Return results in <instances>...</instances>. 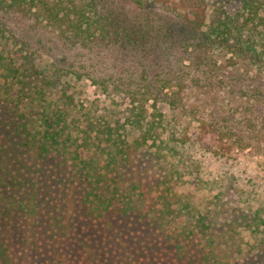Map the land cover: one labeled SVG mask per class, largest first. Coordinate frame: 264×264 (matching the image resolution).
<instances>
[{
    "label": "trees",
    "instance_id": "16d2710c",
    "mask_svg": "<svg viewBox=\"0 0 264 264\" xmlns=\"http://www.w3.org/2000/svg\"><path fill=\"white\" fill-rule=\"evenodd\" d=\"M125 1L0 0V264H42L63 236L62 264H264V206L219 226L183 200L173 162L194 146L264 156V0ZM15 16L120 70L64 53L42 68V40ZM84 79L121 99L118 119L78 108ZM201 88L226 91L237 111L192 103ZM139 155L159 171L150 183L128 175ZM30 183L67 188L48 203Z\"/></svg>",
    "mask_w": 264,
    "mask_h": 264
},
{
    "label": "rangeland",
    "instance_id": "374dc122",
    "mask_svg": "<svg viewBox=\"0 0 264 264\" xmlns=\"http://www.w3.org/2000/svg\"><path fill=\"white\" fill-rule=\"evenodd\" d=\"M117 4H123L130 7V3L125 0H114ZM213 3H221L225 0H212ZM211 3V0H210ZM214 5V4H210ZM12 24H19L24 27V30H29V36L34 42H40V47L44 56H38V61L45 68L50 64L53 56L58 54L69 56L70 59H76L77 65L85 64L91 70H102L104 73L116 74L120 68L114 67L112 61H106L101 65H97V60H92L91 52L82 49H67L62 45L59 39L56 38L55 32L50 27H39L34 30L29 28V22H19L17 16L10 20ZM39 43V42H38ZM51 57V59L49 58ZM97 68V69H96ZM61 90L68 89V78L62 77ZM67 82V83H66ZM66 83V85H65ZM72 93L75 89L71 88ZM76 103L78 108L81 105L89 112L108 119H118L124 108L120 105L122 101L119 97L112 94L103 93L98 86H94L88 79H84L80 83V87L75 93ZM191 102L209 106V109L217 112L218 115H225L231 111H237L235 103H233L226 91L216 88L207 90L201 88L199 93H191ZM236 115L238 113L236 112ZM136 136L134 132L129 133L130 141ZM182 154L173 160L179 165L182 180L179 183L183 200L189 204V207L196 209L201 213H211L219 226L233 219V209H250L260 205L264 206V156L250 154L249 156H240L238 159H219L211 154L205 153L197 147H191L186 150H181ZM140 153V152H139ZM185 159L179 160L181 157ZM132 158V166L128 168V175L131 179L138 177L142 181L150 183L158 178L159 171L154 167L145 163V158L142 160ZM139 159V160H138ZM138 160V161H137ZM67 185L65 183H30L28 189L38 193L39 199H46L48 203L52 199L61 197V192L65 193ZM68 193V192H67ZM62 203L58 204V209L62 210ZM237 212V211H236ZM68 220V218H67ZM64 221V228L68 230ZM25 225V223H22ZM66 237V238H65ZM60 249L54 254L56 244L47 242V253L43 255L42 264H62L61 257L68 253V236H63L61 239ZM248 249V248H247ZM18 257H20L18 255ZM54 258V260H52ZM56 261V263H51ZM25 264V263H20ZM252 264H259V261L253 260Z\"/></svg>",
    "mask_w": 264,
    "mask_h": 264
}]
</instances>
